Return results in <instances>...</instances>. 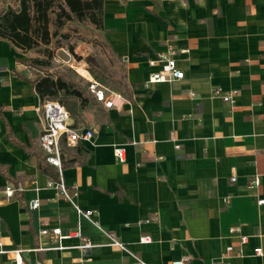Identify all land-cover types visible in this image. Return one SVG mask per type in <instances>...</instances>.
<instances>
[{"label":"crops","instance_id":"1","mask_svg":"<svg viewBox=\"0 0 264 264\" xmlns=\"http://www.w3.org/2000/svg\"><path fill=\"white\" fill-rule=\"evenodd\" d=\"M103 26L128 91L116 90L123 100L112 107L82 111L76 127L93 137L78 143L79 162L61 169L100 228L38 170L44 121L22 63L28 53L0 40V264H16L14 249L22 264H133L106 245L107 232L147 264H211L245 235L244 255L224 264H264L252 255L264 224V0H104ZM169 53L183 79L150 83ZM215 88L236 89L235 102L213 97ZM7 185L20 189L8 197ZM54 227H78L98 246L83 253L70 238L51 249L40 231Z\"/></svg>","mask_w":264,"mask_h":264},{"label":"trees","instance_id":"2","mask_svg":"<svg viewBox=\"0 0 264 264\" xmlns=\"http://www.w3.org/2000/svg\"><path fill=\"white\" fill-rule=\"evenodd\" d=\"M5 1L0 0V40L7 41L23 53L29 51L38 53L36 57L22 61L32 74L26 79L41 103L45 100L59 101L69 112L71 126L76 127L78 121L82 119V111L95 106L97 102L67 76L54 73L49 68L55 51L65 45L69 54L76 60H84L94 77L104 79L108 76L111 63H99L92 56L82 58L74 51L77 42L75 34L80 25H85L99 33V41L95 45L109 56L117 58L101 35L104 29V0H7V3ZM122 70V81L112 80L110 89L128 91L124 68ZM115 83L117 88L114 87ZM62 144V168L78 163L80 146L77 144L71 148L64 142ZM37 157L38 170L53 180H58V172L45 161L44 155L40 153Z\"/></svg>","mask_w":264,"mask_h":264},{"label":"built area","instance_id":"3","mask_svg":"<svg viewBox=\"0 0 264 264\" xmlns=\"http://www.w3.org/2000/svg\"><path fill=\"white\" fill-rule=\"evenodd\" d=\"M159 69L154 71L149 76L150 83H160L166 82L171 83L177 80H181L184 77L183 70L177 65V61L173 56V53L160 55L159 59ZM88 92L96 100L97 103H101L104 107H112L123 100V97L116 90L110 89L101 81L95 78H91L88 81ZM212 96L220 98L224 102L234 103L237 90H223L221 88H215L212 91ZM40 112L44 121L43 129L39 135L38 144L43 152L45 161L55 167L58 171V180H49L47 186L53 187L59 191V193L69 201L76 211L93 223L96 227L100 228L98 223L94 220V210L87 209L82 210L74 201V196L76 192L67 187L64 183L61 169H62V143L67 147H75L78 143L83 141H88L93 137V131L90 129H81L77 127H72L70 122L69 112L64 108V106L56 100H45L40 105ZM178 147V146H177ZM115 157L118 162L123 161V148L115 149ZM230 180L233 182L236 180L234 175L231 176ZM249 185L258 186V178H254L250 181ZM16 189H20L17 187ZM11 185H7L4 189L6 196H13L15 190ZM258 204H264V199H258ZM39 207V199H33L29 202L28 208L30 210L37 209ZM149 221V220H146ZM42 236H47L51 239L52 245L51 249H65L67 246L62 244L63 240L76 238L78 243L73 246V248L79 249L81 252L86 253L91 248L98 246V244L91 241L88 237L82 234L78 227L68 231L67 233H62L59 227H54L51 229H42L40 231ZM108 243L107 246L117 247L121 250L128 252L134 259L133 264H147L136 254L129 251L126 245L118 240L113 233L107 232ZM262 244L256 246L253 249V256H264V224L260 226V231L257 235ZM150 241V237L141 236L139 238V243H147ZM248 242V237L241 235L238 238V246L234 247L228 245L221 252L217 260H213L211 264H224L231 255L243 256L242 247ZM6 250L3 248V243L0 241V254L5 253ZM14 260L16 264H22V258L20 255V249H14ZM41 264V263H37ZM172 264H186L185 259H177L172 262Z\"/></svg>","mask_w":264,"mask_h":264},{"label":"rangeland","instance_id":"4","mask_svg":"<svg viewBox=\"0 0 264 264\" xmlns=\"http://www.w3.org/2000/svg\"><path fill=\"white\" fill-rule=\"evenodd\" d=\"M5 2L7 3V0ZM75 35L77 36V42L74 50L75 53L82 58L87 56L95 57L99 63H111L109 66L111 71L108 73V76L104 79L101 77H94L93 74L89 72L84 60H76L72 55L69 54L65 45L64 47L55 51L54 59L52 60L51 67L49 68L50 71L67 76L86 93H89L87 87L88 81L91 78L98 79L109 88L112 87V80L122 81L123 65L121 61L117 60V58L115 59L109 56L107 52L95 45L97 41H99V33L97 31H94L89 26L80 25ZM27 53V59L36 57L38 55V53L34 51H29ZM30 75L32 74L30 73ZM114 85V87L117 88L116 83Z\"/></svg>","mask_w":264,"mask_h":264}]
</instances>
